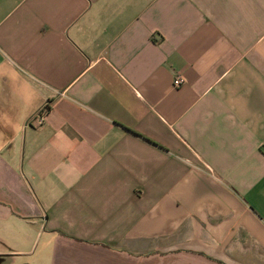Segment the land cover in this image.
<instances>
[{"label":"crops","instance_id":"crops-1","mask_svg":"<svg viewBox=\"0 0 264 264\" xmlns=\"http://www.w3.org/2000/svg\"><path fill=\"white\" fill-rule=\"evenodd\" d=\"M0 264H264V0H0Z\"/></svg>","mask_w":264,"mask_h":264},{"label":"built area","instance_id":"built-area-1","mask_svg":"<svg viewBox=\"0 0 264 264\" xmlns=\"http://www.w3.org/2000/svg\"><path fill=\"white\" fill-rule=\"evenodd\" d=\"M185 83V80L181 77H177L175 78L173 84L175 88H180L181 86H183Z\"/></svg>","mask_w":264,"mask_h":264}]
</instances>
